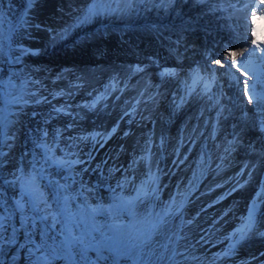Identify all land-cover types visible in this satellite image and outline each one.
<instances>
[{
	"label": "bare ground",
	"instance_id": "bare-ground-1",
	"mask_svg": "<svg viewBox=\"0 0 264 264\" xmlns=\"http://www.w3.org/2000/svg\"><path fill=\"white\" fill-rule=\"evenodd\" d=\"M245 1L250 5L240 12L246 16L254 0ZM228 3L34 0L28 9L35 28L31 50L52 54L44 92L70 104L66 121L88 142L89 158L97 157L96 149L119 177L133 175L147 186L149 195L137 208L141 225L156 221L152 212L162 196L175 195L183 205L207 206L237 234L250 214L254 229L264 228V113L257 105L264 79H251L247 88L248 77L229 82L233 97L219 96L209 77L195 88L182 84L184 73L191 76L200 63H231L229 46L245 52L258 40L260 27L238 22V10ZM172 221L154 243L166 241ZM247 248L221 264L242 258L264 264V247Z\"/></svg>",
	"mask_w": 264,
	"mask_h": 264
},
{
	"label": "rangeland",
	"instance_id": "rangeland-1",
	"mask_svg": "<svg viewBox=\"0 0 264 264\" xmlns=\"http://www.w3.org/2000/svg\"><path fill=\"white\" fill-rule=\"evenodd\" d=\"M33 2L0 0V264H221L241 247H264L260 225L251 231L257 237H241L207 206L183 205L175 195L162 196L156 221L141 225L137 208L147 186L119 177L96 149L89 158L88 142L66 121L70 104L44 92L52 54L31 50ZM170 219L159 246L157 231ZM129 234L147 243L133 246Z\"/></svg>",
	"mask_w": 264,
	"mask_h": 264
},
{
	"label": "snow or ice",
	"instance_id": "snow-or-ice-1",
	"mask_svg": "<svg viewBox=\"0 0 264 264\" xmlns=\"http://www.w3.org/2000/svg\"><path fill=\"white\" fill-rule=\"evenodd\" d=\"M239 2L243 4L245 0H239ZM260 4L264 6V0H260ZM89 14L91 15V12ZM255 15L256 13L253 12V16ZM25 23H28V21L25 20ZM232 47L234 46H229V52H228V59L231 60V63L226 65H221V67H226L227 72L225 74L229 75L230 78L235 80L237 83L240 82L239 77H237L236 75L237 73H239L241 77H248V79L243 82V87L247 88L249 85V81L251 80V77H249L248 69L252 67L253 60H258L260 61L261 64H264V40H261L259 42H254V47L246 49L245 52L233 51L231 50ZM256 51H259L260 53L258 57L255 55ZM216 63L219 65L221 61L216 60ZM233 68L235 69L234 73L230 71ZM255 88L256 85L253 84L252 85L253 94H255ZM245 94L247 95V92H245ZM248 100L251 103L253 101V97L249 96ZM257 105L260 111L264 113V98L257 97ZM261 123H264V120H262ZM261 199H264V194L261 195ZM23 223L24 222L22 221V224ZM0 227H3L2 222H0ZM253 228H254V223H253L252 215L250 214L248 222L245 224V228L238 230V232H240L241 236H243L247 232L252 231ZM147 239H148L147 236L143 238H139L132 234H129L127 237L129 244L133 246H138L139 244L147 243Z\"/></svg>",
	"mask_w": 264,
	"mask_h": 264
},
{
	"label": "water",
	"instance_id": "water-1",
	"mask_svg": "<svg viewBox=\"0 0 264 264\" xmlns=\"http://www.w3.org/2000/svg\"><path fill=\"white\" fill-rule=\"evenodd\" d=\"M16 227H17V231H18L19 236H21L22 235L21 226L19 225L18 222H16Z\"/></svg>",
	"mask_w": 264,
	"mask_h": 264
}]
</instances>
